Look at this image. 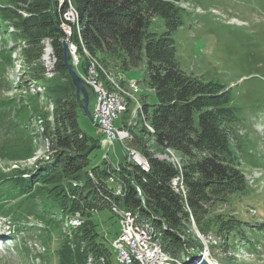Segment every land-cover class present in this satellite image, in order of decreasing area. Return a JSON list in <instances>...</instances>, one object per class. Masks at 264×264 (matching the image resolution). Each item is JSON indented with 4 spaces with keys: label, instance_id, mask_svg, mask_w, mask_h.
I'll use <instances>...</instances> for the list:
<instances>
[{
    "label": "trees",
    "instance_id": "16d2710c",
    "mask_svg": "<svg viewBox=\"0 0 264 264\" xmlns=\"http://www.w3.org/2000/svg\"><path fill=\"white\" fill-rule=\"evenodd\" d=\"M181 1L194 0H64L61 6L56 0H12L0 5V91L12 90L13 86L24 91L19 96L0 98V160L18 163L31 158L38 147L36 137L40 134L36 127L41 120L45 125L42 136L58 149L51 163H43L31 175L20 167L0 170V218L16 232L45 233L39 235L41 243L47 250L55 242L57 264H87L89 255H103L107 263H112V249L98 237L91 215L92 211L108 207L109 200L120 203L125 210H139L142 215L130 211L161 232L156 233V238L166 250L174 253L184 243L200 252L201 242L181 237L182 221L188 216L186 207L198 228L205 232L212 226L226 225V214L211 217L210 210L236 194L248 193L242 167H258L261 162L254 153L255 143L248 142L246 113L232 89L237 86L207 80L180 68L171 33L186 18V11L176 3ZM70 7L78 14V31L77 27L73 33L70 27L67 29L74 34L77 47L82 42L85 50L97 56L122 53L124 62L129 64L145 59L147 85L156 94L155 103L144 105L145 119L152 127L146 134L160 152L171 149L181 156L180 169L153 157L145 140L137 134L134 142L149 161L148 172L129 163L120 167L118 181L110 184L106 167L89 166V156L100 146V137L80 128L75 87L63 65L62 28L68 22L65 16ZM155 17L164 21L166 31L162 36L149 29ZM5 20H9L11 30ZM43 37L49 38L57 57L55 71L62 73L67 83L45 86L40 93L30 92L26 82L47 81L40 60L42 46L38 44ZM23 42L26 46L21 47L19 43ZM17 44L24 71L14 83L6 73L15 63L12 54ZM45 99L53 107L49 122L40 106ZM250 108L257 109L254 113L258 115L263 113L264 103H252ZM89 170L95 172V181L89 177ZM179 176L185 187V200L173 188L172 180ZM95 183L103 186L102 195ZM121 183L126 191L117 197L112 189ZM76 212L81 215L80 223L72 225L70 219ZM235 220L238 225L233 234L241 240L246 238L244 227L264 234V223L250 225L248 221ZM21 237L23 243L24 234ZM19 246H14L16 253L28 252L25 244ZM49 257L51 253L44 255V264H51Z\"/></svg>",
    "mask_w": 264,
    "mask_h": 264
},
{
    "label": "rangeland",
    "instance_id": "374dc122",
    "mask_svg": "<svg viewBox=\"0 0 264 264\" xmlns=\"http://www.w3.org/2000/svg\"><path fill=\"white\" fill-rule=\"evenodd\" d=\"M11 1L12 0H0V5L9 4ZM56 1L58 6H61L64 2V0ZM176 3L186 11V18L183 25L171 33L176 47V56L180 68L184 71L194 73L195 75H201L207 80L217 79L225 85L237 86L235 88L232 87V89L235 94V100L242 106L243 113H246V120H244V122L246 123L248 142L249 144L255 143L254 153H257L258 161L261 162L258 164V167L248 164L242 167L244 178L249 188L247 195L241 196L240 194H236L230 197L228 202L218 204L214 210H210L212 211L209 214L211 217L215 214H226V225L212 226L208 228L207 231L202 232L198 228L191 211L186 207L188 216L182 221L183 227L180 231L182 233V240L190 238L201 242L203 247L204 243L199 238L198 233L205 237L208 235L213 236L215 238V243L212 245L210 243L207 247L208 255L211 259L209 260L212 261L213 264H264V234L259 235L260 232L253 231L249 227H244L245 230L243 234L246 236L244 240H241V238L233 234L235 226L238 225V222L235 220L236 218L248 221L250 225L264 223V111L263 113L255 115L254 111L257 109L250 110L252 103H257V105L264 103V0H194L193 2L181 1ZM20 10L22 11V9ZM66 17L70 18L67 14L65 18ZM67 20L68 22L65 21L64 26L65 28L70 27V31L73 33V28L77 27L75 24L76 21ZM6 22L7 25L10 23L9 20ZM9 27L11 30V24H9ZM149 29L151 32L156 33L157 36H162L166 31L163 19L158 17L153 18ZM0 31H2V28H0ZM68 33L70 32L67 29L62 41H65L67 44L70 54V63L76 72L77 67L74 66V56L77 58L79 76H85V68L92 65L91 61L93 59H97L98 65L95 67L97 70L89 76V78H95L97 81L95 84H93L94 80H89V84L84 82L85 85L87 84L86 86L88 88V112L91 115L93 114L95 99L92 93V87L94 89L95 85L104 89H109L107 91H113L112 93L118 91L117 94L121 93L120 95L124 97V99L126 98V101H124L125 109L117 112L114 126L128 131L129 137L126 140H121V138L117 137L114 141V146L111 144L104 146L102 144V136L96 129L94 123L86 113L81 109L79 110L78 122L80 128L90 135H97L100 137V146L95 148L89 156V166L93 167L99 165L101 167H106V171L110 173L108 182L114 184L118 181L117 171L122 166H128L130 162L127 160L122 148H135L137 152L143 154L134 142V137H136L137 134L145 140V145L153 157L167 160L180 169L183 163L181 156L171 149L160 152L152 141V138L146 134L151 130L149 128L150 125L145 119L144 105L155 103L156 94L147 85L145 59L136 64H129L124 62L122 53H114L110 56L101 55L100 53L98 56L90 52L86 53V51H83L80 42L79 47H77L73 38L75 37L73 36L74 34L70 33L68 37ZM24 43L25 42L19 44L23 47L24 45L26 46ZM13 44L14 43L10 42V46H13ZM19 44L14 48L15 51L14 54H12V59H14L15 63L13 67L9 69L8 73H6L7 78L12 79L14 83L21 79L24 71L19 60L21 58ZM38 44L42 46L40 60L45 67V77L47 81L41 84L38 82L32 83L26 81L23 83H28L30 92L37 93H40L45 86L51 88L54 87V85H65L67 82L63 78L62 73L55 71L57 57L54 54L49 38H40ZM71 44L77 47L75 54L73 53L74 56L70 53L72 47L69 45ZM88 62L89 64H87ZM86 75L88 77L89 74L86 73ZM132 79L138 81L140 91L134 95L132 94L131 97V95L126 94L127 92L124 88L126 87L127 81ZM118 82L125 87L121 88L122 86L120 84L118 85ZM19 93H24V91L19 92L18 86H13L12 90L7 88L0 91V98H12L14 96H19ZM46 100L47 99H45V104L40 106L42 111L48 114L47 119L49 122L52 121L53 118V107L52 104L48 103ZM36 128L40 136L36 137L38 147L34 155L18 163L0 160V170L9 171L13 168L20 167L21 169L25 168L28 170L27 173L31 175L32 171L39 169L43 163L46 162L47 164L52 162L53 156L56 155L58 149L56 150L55 147L53 148L50 140L42 136L45 129L42 120L41 122H37ZM112 169L115 171L112 172ZM94 174L95 172L92 173V171L89 170L88 175L93 181L96 180ZM26 175L27 174L24 176ZM111 177H114L113 181L109 180ZM175 182L176 183H173L174 187L172 184L171 186L176 192H181L185 200V187L181 176H179ZM96 187L101 194V187L103 186L97 183ZM114 187H116L117 190L126 191L124 183L114 185ZM114 187L112 189L113 194L117 197H122L124 193L120 194L116 192ZM107 203L108 207L95 212L92 211L91 215L93 223L96 225V229L99 232L98 237L101 238V241L105 240L107 243L106 246L110 245L112 249L111 264H122L118 260V255L114 247H112L118 238V233L120 231L118 221H120L121 218L118 214L114 213V210L111 211V201L109 200ZM73 215L74 216L70 219V223L72 225L79 224V218H81L80 213L76 212ZM150 218H152V216ZM29 221L32 220L29 219ZM33 225L35 224L31 223V227H34ZM261 225L264 226V224ZM12 231H14V233ZM23 234L24 242L22 243L21 236ZM42 234V232L38 234L30 231L16 232L13 226L3 222V218H0V264H44L47 261L46 258H43L46 253H51L52 255L51 258L49 257L50 263L57 264L55 242L51 243V245L47 247V250H45L46 247L43 246L41 243L42 239L39 237V235ZM44 235L45 233L42 236ZM241 241H244V243L242 244ZM23 244L28 248V252H23L21 250V254H18V252L16 253L14 246L21 245L23 247ZM184 246L185 244L183 243L182 247H178L174 250V254L171 251L170 254L184 262L186 258L191 255ZM204 249L205 247L202 248L200 253ZM195 250L197 251L196 248ZM195 250L193 249L192 253L195 254ZM86 263L109 264L103 255L98 257L89 255L87 256Z\"/></svg>",
    "mask_w": 264,
    "mask_h": 264
},
{
    "label": "bare ground",
    "instance_id": "6f19581e",
    "mask_svg": "<svg viewBox=\"0 0 264 264\" xmlns=\"http://www.w3.org/2000/svg\"><path fill=\"white\" fill-rule=\"evenodd\" d=\"M69 4V3H68ZM72 10V20L69 18L70 21H76L75 24L77 25L78 24V14L73 10V8H71ZM77 31H78V26H77ZM70 36V34H69ZM68 36V37H69ZM81 41V40H80ZM81 45H82V49L83 51H86V53H88L87 50H85V46L83 47V44L81 42ZM81 47V46H80ZM77 49L76 45H73V53L75 54V50ZM85 54V53H84ZM89 60V59H88ZM97 60V59H96ZM96 60H92V65L90 66H87L85 69H86V73H88V77L85 73V76L81 75L80 78L86 83H88V81L90 80H94L93 81V84H95V82L97 81V79L95 78H89V76L91 74H93L95 72V67L98 65L97 61ZM89 64V62L87 63ZM86 64V65H87ZM78 65V64H77ZM102 70V69H101ZM99 72V71H98ZM81 73V72H80ZM95 75V74H94ZM99 75V74H98ZM97 76V75H96ZM100 78V76H99ZM102 80V79H100ZM99 80V81H100ZM115 81V80H114ZM122 82V81H121ZM89 84V83H88ZM97 84V83H96ZM106 84V83H105ZM103 84V85H105ZM120 83L118 82V85ZM125 84V83H124ZM87 85V84H86ZM122 86V84H120ZM94 86V85H93ZM106 86V85H105ZM109 86V85H108ZM126 86V87H125ZM124 87L122 86L121 88H124L125 91L127 92L126 94L128 95H131L132 97V94H136L137 92H139V88L136 86V83L135 82H127V84L125 85ZM117 87V86H116ZM93 88V87H92ZM111 88V87H110ZM118 88V87H117ZM106 89V88H105ZM104 88L98 86V85H95L94 86V90L97 91V92H100L101 94V104L102 105H110L111 103L113 104V106H107V113L109 114H114V120L117 116V112L122 110V109H125L124 106H125V103L124 101H126L124 99V97H122L120 94H117L116 93H112V92H109L107 90L109 89H106L105 90ZM115 90V89H114ZM115 92V91H114ZM123 92V91H122ZM125 96V95H124ZM128 100V99H127ZM138 100V99H137ZM141 107V106H140ZM139 111V110H138ZM140 112V111H139ZM143 113V111H142ZM150 128V127H149ZM151 130V128H150ZM121 138V140H126V137H119ZM162 155V154H161ZM144 162H145V166L142 165V163H139V162H134L138 165V167L141 168V170H143L144 172H148L149 171V164H148V160L144 157ZM133 163V162H132ZM133 163V164H134ZM135 164V165H136ZM119 167V166H117ZM118 170V169H117ZM114 177H111L109 178V180L113 181ZM178 177L174 178L172 180V184L173 183H176V179ZM137 191L140 192V189L137 188ZM116 196V195H115ZM114 203L116 204L119 208H122L124 210H120L118 209L116 206L112 205V208H111V211L114 210L116 214H118V216L121 218L120 221L121 222H126V224H129V225H136L139 229H140V232L143 234V241L146 242L147 244H149L150 246H152L153 249L155 250H158L160 256H162L165 261H168L170 262V264H185L184 262L178 260L176 257L172 256V254H170V251L169 250H166L162 243L156 238V233L157 235H160L161 232H156V228H154L153 226L147 224V222L145 221H140V217L138 214H133L132 211H138L140 212L139 210L135 209V210H132V209H129V210H125L127 208H124L123 206L120 205V203L118 202H115V201H112L111 204ZM118 210V211H117ZM132 210V211H130ZM141 213V212H140ZM142 215V213H141ZM144 216V215H143ZM147 218V217H146ZM149 218V217H148ZM198 236L199 238L203 241L204 243V246L205 249L201 252L202 253V262L204 263H207V264H213L212 261H210L211 259L209 258V253H208V244L211 243L214 244L215 243V238L213 236H201L199 233H198ZM210 237L211 239H213V241L210 240ZM119 238V239H118ZM118 238L117 240L115 241L116 243V249L117 250H124L125 251V256L126 258L130 261L131 264H148L146 262V260H144V256L143 254H140L138 253V251L136 250L135 248V245L129 243V242H123V234L122 233H118ZM113 247V246H112ZM115 250V248H114ZM116 252V250H115ZM174 254V253H173ZM118 257V256H117ZM210 259V260H209Z\"/></svg>",
    "mask_w": 264,
    "mask_h": 264
},
{
    "label": "built area",
    "instance_id": "2783aa9c",
    "mask_svg": "<svg viewBox=\"0 0 264 264\" xmlns=\"http://www.w3.org/2000/svg\"><path fill=\"white\" fill-rule=\"evenodd\" d=\"M67 15L71 18L72 20V10L71 7L67 9ZM64 33H66L67 28H62ZM71 46L70 53L72 56L73 55V45ZM75 58V67L78 73V66H77V58ZM127 82H135L136 86L139 88L138 81L135 79L128 80ZM92 93L95 99V105L93 109V123L96 127V129L99 131V133L102 136V144L104 146H107L108 144H111L114 146V141L116 140L117 137H126L128 139L129 133L128 131H125V129H120L114 126V114H109L107 113V106H113L111 103L110 105H102L101 104V94L100 92L95 91L92 88ZM124 151V154L127 157V160L130 161L129 163L132 164V162H139L142 163L143 166H145L144 162V154H141L136 151L135 148H122ZM110 184H113L111 182H108ZM114 187V186H113ZM116 192L123 194L125 193L124 190H117L116 187ZM119 222L120 226V233L123 234V242H129L133 245H135L136 250L138 253L143 254L144 260L148 264H170V262L165 261V259L160 256L158 250H155L147 244L146 242L143 241V234L140 232V229L136 225H129L126 224V222ZM210 236V235H208ZM210 240L213 241V239ZM116 250V243L113 246ZM116 253L118 255V260L122 264H131L130 261L126 258L125 256V251L124 250H116Z\"/></svg>",
    "mask_w": 264,
    "mask_h": 264
},
{
    "label": "water",
    "instance_id": "95a60500",
    "mask_svg": "<svg viewBox=\"0 0 264 264\" xmlns=\"http://www.w3.org/2000/svg\"><path fill=\"white\" fill-rule=\"evenodd\" d=\"M62 60H63V65L66 67L70 79L75 87V96H76L77 104L79 105L80 109L84 113H86L89 116L90 120L93 122V117L87 110L88 88L85 85L84 81L80 78L78 73L75 71L72 64L70 63V54L65 41H62ZM184 247L188 250V252L191 253V255L187 257L186 260L184 261L185 264H207L202 262V253L196 252L194 254L192 253L194 249L193 247H187L186 245Z\"/></svg>",
    "mask_w": 264,
    "mask_h": 264
}]
</instances>
